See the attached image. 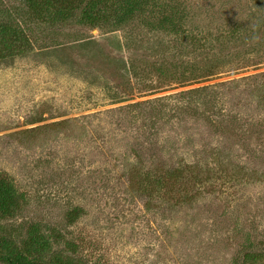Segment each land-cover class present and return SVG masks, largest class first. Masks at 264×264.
<instances>
[{"label":"rangeland","instance_id":"374dc122","mask_svg":"<svg viewBox=\"0 0 264 264\" xmlns=\"http://www.w3.org/2000/svg\"><path fill=\"white\" fill-rule=\"evenodd\" d=\"M72 1L0 0V244L264 264V0Z\"/></svg>","mask_w":264,"mask_h":264},{"label":"trees","instance_id":"16d2710c","mask_svg":"<svg viewBox=\"0 0 264 264\" xmlns=\"http://www.w3.org/2000/svg\"><path fill=\"white\" fill-rule=\"evenodd\" d=\"M59 3L63 2V4H60V8L58 7L60 12H64L65 6L67 3L73 2L72 0H58ZM58 3V4H59ZM103 4V0H88L86 6L83 7V14L85 16H90L89 18V24L92 25L98 24L101 14L103 11L98 8ZM78 8V7H77ZM49 9V8H46ZM73 11V10H72ZM126 11V10H123ZM91 14H88V13ZM97 13V14H95ZM95 14V15H94ZM41 15V12L40 14ZM37 16V18H40V16ZM86 16V20H88ZM100 16V18H99ZM123 16V15H122ZM123 19V17H122ZM121 20V18H119ZM4 26V25H3ZM6 28V26H4ZM10 189L8 185L4 181H0V214L9 215V213L12 211V208L14 206V201L12 198H10L9 195ZM11 193V192H10ZM36 235H32L33 239H30L29 242L25 245L23 249H11L10 247L13 244L11 242H6L5 240L0 244V264H40L38 260H36L33 256V250L34 248L31 247L34 245H39L40 240H43L42 237L38 234V231H33ZM45 242V241H44ZM46 243V242H45ZM60 263V262H59Z\"/></svg>","mask_w":264,"mask_h":264}]
</instances>
